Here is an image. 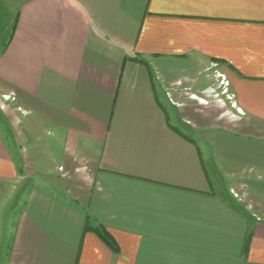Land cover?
Returning a JSON list of instances; mask_svg holds the SVG:
<instances>
[{
	"label": "crops",
	"instance_id": "0c3cea01",
	"mask_svg": "<svg viewBox=\"0 0 264 264\" xmlns=\"http://www.w3.org/2000/svg\"><path fill=\"white\" fill-rule=\"evenodd\" d=\"M18 4L0 263L264 264V0Z\"/></svg>",
	"mask_w": 264,
	"mask_h": 264
},
{
	"label": "rangeland",
	"instance_id": "374dc122",
	"mask_svg": "<svg viewBox=\"0 0 264 264\" xmlns=\"http://www.w3.org/2000/svg\"><path fill=\"white\" fill-rule=\"evenodd\" d=\"M22 1V0H0V33H2L4 30L5 32L3 33L4 36H1V40L8 39V37L11 35L12 33V29H13V22L11 21V23H9V27L8 25V21L11 20L12 18L14 19V17L16 16V12L19 9V5L18 2ZM3 43V41H2ZM209 71H213V75L215 76L216 80L218 81L217 83V92L214 90V92L217 94L220 92L221 90V78H219L220 75H224L221 70L218 68V66L216 64H211V67L208 69ZM225 99V97H224ZM4 101V106L7 105V101L5 99H3ZM7 110V108H6ZM21 113V112H20ZM24 116L21 115V118H23ZM0 120L1 117H0ZM59 171H61V168H59ZM1 264V263H0Z\"/></svg>",
	"mask_w": 264,
	"mask_h": 264
},
{
	"label": "built area",
	"instance_id": "2783aa9c",
	"mask_svg": "<svg viewBox=\"0 0 264 264\" xmlns=\"http://www.w3.org/2000/svg\"><path fill=\"white\" fill-rule=\"evenodd\" d=\"M219 78H221V92L220 95L225 97V101L230 103V106L233 110H235L236 113L238 114H243L242 108L238 106L236 101L234 100L235 97L230 93V83L225 77V75H220ZM4 99L6 101H14L15 97L14 96H4ZM21 110V109H19ZM62 170V169H61ZM232 194L234 195L235 198H239V195L236 194L234 191H232Z\"/></svg>",
	"mask_w": 264,
	"mask_h": 264
},
{
	"label": "trees",
	"instance_id": "16d2710c",
	"mask_svg": "<svg viewBox=\"0 0 264 264\" xmlns=\"http://www.w3.org/2000/svg\"><path fill=\"white\" fill-rule=\"evenodd\" d=\"M100 229H96L95 231L100 234V236L103 238L105 243H107L110 247H112L113 249L116 250V247L114 246L113 241L111 240V238L103 231V229L102 230H100Z\"/></svg>",
	"mask_w": 264,
	"mask_h": 264
}]
</instances>
